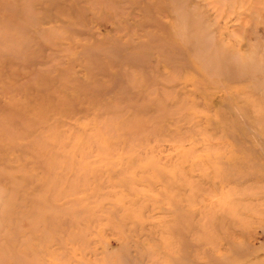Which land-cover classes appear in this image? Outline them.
I'll list each match as a JSON object with an SVG mask.
<instances>
[{"label":"rangeland","instance_id":"1","mask_svg":"<svg viewBox=\"0 0 264 264\" xmlns=\"http://www.w3.org/2000/svg\"><path fill=\"white\" fill-rule=\"evenodd\" d=\"M0 264H264V0H0Z\"/></svg>","mask_w":264,"mask_h":264}]
</instances>
